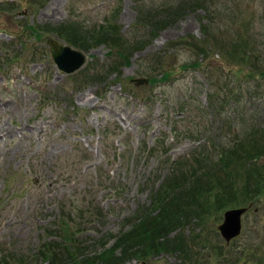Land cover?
<instances>
[{"label":"rangeland","instance_id":"374dc122","mask_svg":"<svg viewBox=\"0 0 264 264\" xmlns=\"http://www.w3.org/2000/svg\"><path fill=\"white\" fill-rule=\"evenodd\" d=\"M209 1L0 0V264H47L64 246L84 264H264V158L250 177L225 156L197 180L186 160H218L264 122V71L218 41L247 28L264 59V0ZM53 42L82 66L58 70ZM163 205L164 233L130 239ZM234 207L241 232L225 241ZM117 237L127 251L107 249Z\"/></svg>","mask_w":264,"mask_h":264},{"label":"trees","instance_id":"16d2710c","mask_svg":"<svg viewBox=\"0 0 264 264\" xmlns=\"http://www.w3.org/2000/svg\"><path fill=\"white\" fill-rule=\"evenodd\" d=\"M209 2H210L209 0H199L198 5L200 4V6H202L203 8L208 9L210 5H207V3ZM216 14L217 12L215 10V17H216ZM209 16H210V22H212V20H214V17L211 15H208L206 17L209 18ZM213 28L215 27L211 25L209 26V24L203 26L204 31L208 35L209 33H211V29ZM247 31H248L247 28H243L241 32H236L235 33L236 35L234 37L232 44H231V39L233 38V36L232 38L230 37V40L228 42H225V39L221 38V41L218 40L220 42V47L222 46L221 48L223 49V46H224V48L227 49V50L224 49L225 50L224 52L228 58L238 61L239 63H242V64H249L248 58H250V65L252 63L251 61H253L255 68L257 67L259 71L260 70L264 71V59H262L261 55L258 53V47L246 39V35H248ZM212 39L216 40L217 38L216 36L212 34ZM204 44H207V42H204ZM81 45L82 44H80V46ZM117 55H120L122 58H124V56H122L124 54L122 53L121 54L117 53ZM251 57L253 59H251ZM191 65L195 67V66H198L199 63L197 61H193ZM248 127L250 128L245 129L241 135L237 134V136L239 137L236 138L234 144H232L231 146H228L227 148H223L219 152L218 157L220 158L218 160H215L206 151L203 155H202L203 152H200V151L192 153L189 157L191 158L190 159L191 162L189 161V159H186L187 162H189V164L194 166L192 167V171L194 170L193 171L194 173L192 172V175H190L191 179L197 180L198 178L195 177V174L197 173H202V175L204 174L205 177H207L210 171L213 173V175L219 174V171L217 170V168L218 169L221 168V163H222L221 160H223L225 156L227 160L223 162H227V163H224V164H228L227 168L232 167L234 169V172H236V175L241 176L242 174H247L248 176L251 177L253 173H256L254 172L256 169H253L254 165H252L251 161L260 160L264 158V122L261 123L260 129L258 127H252V125ZM223 153H224V156H223ZM242 154H244L243 157H242ZM233 156L238 157V160L231 159ZM245 163L248 164L246 169L244 168ZM195 168L200 169V170L197 173H195ZM206 183L207 181H205V185ZM233 201H234V198L230 200L231 205H233L231 203ZM224 203L225 202H223L222 199L219 198L216 203L217 204L216 208L217 209L222 208ZM162 208L164 209L162 215L153 216V223L151 225L145 226L140 223L133 224L131 227L133 232H135V230H138V231L136 232V234L130 232V235H129L130 239H135V240L138 239L143 242L150 241L151 243H153L152 238L157 239L159 235H162L165 229L164 224H163L164 221L162 222V220H164V218L170 219V216H171L170 208L167 209V206L165 207L164 205L162 206ZM118 240L119 238L116 239L115 241L116 244L114 243L115 245L113 244L112 245L113 247L110 246L107 249L112 250V248L114 247H116L117 249V247L121 246L123 250H126L123 245L117 244ZM136 244H138V242H136ZM75 247L77 248L78 251H82L81 249L82 247L79 246L78 243L77 245H75ZM151 248H155L157 251H160L161 248H163V243H161L159 246L156 245V247H150V249ZM47 251H50L49 252L50 254H47ZM47 251L44 253V259H47L46 260L47 264H78V263L84 264L86 262L83 260H76L78 252L67 251L66 246L62 247L61 250L54 249V250H47ZM106 251L107 250H105L104 252H101V254H104ZM73 254H76V255H73ZM1 261H2V264H8L5 257L2 258ZM26 264H29V263H26Z\"/></svg>","mask_w":264,"mask_h":264},{"label":"water","instance_id":"95a60500","mask_svg":"<svg viewBox=\"0 0 264 264\" xmlns=\"http://www.w3.org/2000/svg\"><path fill=\"white\" fill-rule=\"evenodd\" d=\"M51 57L58 69L66 73L75 71L85 61V55L80 50L66 44L53 43L51 45ZM245 210L246 208L239 207L224 212L223 221L218 225V230L225 241H230L240 233L241 215Z\"/></svg>","mask_w":264,"mask_h":264},{"label":"bare ground","instance_id":"6f19581e","mask_svg":"<svg viewBox=\"0 0 264 264\" xmlns=\"http://www.w3.org/2000/svg\"><path fill=\"white\" fill-rule=\"evenodd\" d=\"M4 126V125H3ZM6 128V127H5ZM3 134V133H2ZM8 134V133H7ZM8 148V147H7ZM15 151V150H14Z\"/></svg>","mask_w":264,"mask_h":264}]
</instances>
